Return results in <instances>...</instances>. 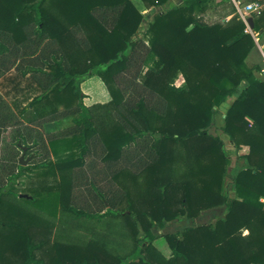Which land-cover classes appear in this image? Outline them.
Instances as JSON below:
<instances>
[{
    "label": "trees",
    "instance_id": "16d2710c",
    "mask_svg": "<svg viewBox=\"0 0 264 264\" xmlns=\"http://www.w3.org/2000/svg\"><path fill=\"white\" fill-rule=\"evenodd\" d=\"M209 2L182 0L141 30L133 0H0V77L16 69L39 87L19 111L0 92V209L19 197L22 176L46 170L57 179L54 206L122 218L133 238L125 254L105 240L55 242L48 264H264V80L246 61L255 39L245 21L206 22ZM252 22L264 28V10ZM93 75L111 100L88 106L81 83ZM241 85L222 131L249 147L248 165L230 176L225 142L209 127ZM222 204L216 222L165 233L169 257L155 246L156 228ZM17 234L9 245L19 264L43 263L28 230Z\"/></svg>",
    "mask_w": 264,
    "mask_h": 264
},
{
    "label": "rangeland",
    "instance_id": "374dc122",
    "mask_svg": "<svg viewBox=\"0 0 264 264\" xmlns=\"http://www.w3.org/2000/svg\"><path fill=\"white\" fill-rule=\"evenodd\" d=\"M221 1L220 3L225 7H229L231 10L234 9L228 0ZM156 11H158V9ZM211 11H213V9H211ZM153 14L146 16L145 23L143 22L141 25V30L146 29L147 21L152 19ZM202 17L206 20L204 16ZM206 21L208 23H213L220 20L208 18ZM253 53H255V50ZM182 82V77L176 81L177 84H181ZM22 83L25 85L26 89H23L24 91L20 96H18V91L16 93L17 95H14V93L12 97L9 95L14 104H17L19 101L29 103L31 98L39 92V88L32 89L33 81L30 78L21 80V84ZM13 96L16 97L15 100ZM217 113L218 110L216 111V114ZM216 114L213 120L214 125H216L217 129L221 128L222 131V126H218L217 124L218 122L215 118ZM67 121L70 122V119ZM223 124L224 120L222 125ZM215 133L216 134H210L227 138L223 131L221 133L216 131ZM225 145L227 144L225 143ZM228 145L229 146H226V148L228 154L231 155V163L229 166V173L231 176L239 170L241 163L240 160L232 157V155H236V153L231 149L230 144ZM236 160L238 165L235 164ZM56 180V176L50 171H32L22 176L16 185V192L21 193V197L8 196L5 199L4 206L0 209V264H19V258H17L10 249L9 240L12 239V235L17 238V233L22 229H27L32 235L33 241L40 245L36 255L38 258H42L43 263L41 264L49 263L48 253L52 250L55 242L87 244L92 240L100 243H102V240H105L108 246L115 248L122 254L128 253L133 249V238L124 225L122 218H76L71 213L64 211L61 206H54L53 196L49 193L53 191ZM22 197L27 198L30 202L22 201ZM34 200L36 201L32 202ZM11 203L17 208L16 212H12L8 207ZM214 222L211 221L209 223ZM9 223H15L17 225L11 227L8 225ZM204 223H207V221L195 222L193 220L180 224L169 223L167 227L156 228L154 233L157 237L154 240V244L159 247V249H162L161 251L166 257H169L171 255V249L164 236L165 233L181 232L187 226Z\"/></svg>",
    "mask_w": 264,
    "mask_h": 264
},
{
    "label": "crops",
    "instance_id": "0c3cea01",
    "mask_svg": "<svg viewBox=\"0 0 264 264\" xmlns=\"http://www.w3.org/2000/svg\"><path fill=\"white\" fill-rule=\"evenodd\" d=\"M133 1H134L135 5L138 7V9L144 14V20H143L144 23H145L146 16H149V15L154 13L152 16V19H150V21H151V20H153L156 12L172 8L173 6L179 5L182 3V0H169L167 3H165L163 5L155 6L152 8H146L144 3L141 0H133ZM220 2H222V1L221 0H210L206 10L201 14V16H204V18L206 20L208 18H210V19H218V20L223 21V22L228 21L231 17H233V14L235 12V7L229 2L234 7V9L231 10V9H229V7H225ZM159 8H161V9H159ZM157 9H158V11H156ZM211 9H213V11H211ZM3 12H4V10H3ZM150 21H147V26H148ZM4 27H6L5 16H2V19L0 20V28H4ZM251 27H253V26L251 25ZM258 33H260V36L262 38L259 42H260V44H263L264 43V28L260 29L258 31ZM257 43L258 42L255 41V46L252 48V50L248 54L246 61L250 66H252V67L256 66L257 67L254 71L256 77L260 80H264V73H262L260 65H259L260 59H261V52H260L259 45ZM254 50H255V53H253ZM15 78H17V79H15ZM26 78L31 79V77L29 75L23 74L22 71H18L16 69H12L0 77V92L5 96V98L7 100H9V102L12 104L14 109H16L18 111L23 106L27 105V102H24V101L20 102L19 101V102H17V104H14L13 101L10 99L9 95L11 97H12L13 93H14V95H17L16 93L18 91V93H19L18 96H20L24 91L23 89H26L25 85H23V83L21 84V80L26 79ZM244 87H245V85H241V87L232 96H229L227 98V100L222 105H220L219 107L216 108L218 110V113L216 114L215 118H216V121L218 122L217 123L218 126H222V123H223V120L225 118L227 109L234 102V100L239 96V94L241 93V91L243 90ZM37 88H39V87L33 81L32 89H37ZM81 89H82L83 94L85 95L83 101L88 106H91V105L96 104V103H105V102H108L111 100V95L109 93V90L107 89L105 83L102 81V79L98 75H93L91 77H88L86 80H84L81 83ZM15 99H16V97H14V100ZM68 119H70V118H68ZM68 119H62V120H56V121L48 122L45 124V129H46V131H56V130H59L63 127H66L72 123L71 119H70V122L67 121ZM215 130L219 131L220 133L222 132L221 128L217 129L216 125H214V122H213L211 124V126L209 127V132L216 134ZM225 135L227 136V138L222 136V135L221 136H222V139L227 144L226 146H229L228 144H230L231 149L236 153V155L233 154L232 157H234L237 160H240L241 165H240L239 169L247 166L248 161H247V158L245 157V154L248 152L249 147L247 145H242V146L237 147L229 139L228 135L227 134H225ZM53 159H55L54 156H53ZM237 160L235 162L236 165H238ZM18 194H19V197H21V193H18ZM263 200H264V198H263ZM225 212H226V205L225 204L217 205V206H213L211 208L202 210L201 213L194 218L185 217L181 220H179V219L171 220V221L166 223L165 227H167L169 223L180 224V223H183L186 221H193V220L195 222H198V221L199 222H201V221L206 222L207 221V223H209L211 221L214 222L217 219L223 217L225 215ZM157 248L159 249V247H157ZM159 250L161 251L162 249H159Z\"/></svg>",
    "mask_w": 264,
    "mask_h": 264
},
{
    "label": "built area",
    "instance_id": "2783aa9c",
    "mask_svg": "<svg viewBox=\"0 0 264 264\" xmlns=\"http://www.w3.org/2000/svg\"><path fill=\"white\" fill-rule=\"evenodd\" d=\"M229 2L235 7L233 15H237L240 19L245 21L247 25L246 32H250L255 41L258 42L257 44L259 45L261 52L259 65L262 73H264V43L260 44L259 41L262 39L260 33L255 31L250 24V19L261 15L264 9V3L261 0H229Z\"/></svg>",
    "mask_w": 264,
    "mask_h": 264
},
{
    "label": "water",
    "instance_id": "95a60500",
    "mask_svg": "<svg viewBox=\"0 0 264 264\" xmlns=\"http://www.w3.org/2000/svg\"><path fill=\"white\" fill-rule=\"evenodd\" d=\"M250 24L253 26L252 19H250ZM22 149H23V151H22V154L20 156L19 161H20L21 164L26 165L31 160L32 156L29 155V156L25 157L26 147L22 146Z\"/></svg>",
    "mask_w": 264,
    "mask_h": 264
}]
</instances>
